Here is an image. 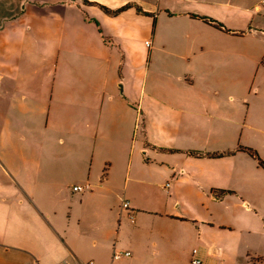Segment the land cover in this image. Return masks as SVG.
<instances>
[{
    "label": "crops",
    "instance_id": "crops-1",
    "mask_svg": "<svg viewBox=\"0 0 264 264\" xmlns=\"http://www.w3.org/2000/svg\"><path fill=\"white\" fill-rule=\"evenodd\" d=\"M152 1L0 0V264H264L261 216L245 229L216 206L258 161L228 92L256 57L209 43L261 1ZM56 134L83 148L36 145Z\"/></svg>",
    "mask_w": 264,
    "mask_h": 264
},
{
    "label": "rangeland",
    "instance_id": "rangeland-1",
    "mask_svg": "<svg viewBox=\"0 0 264 264\" xmlns=\"http://www.w3.org/2000/svg\"><path fill=\"white\" fill-rule=\"evenodd\" d=\"M260 1L261 11L259 12L253 9L256 12L253 23L247 28L239 30L238 36L225 35L209 42L210 44H241L244 51L249 48L256 57L253 62L244 60L241 63V68L235 79L238 82L237 84L240 83V87L236 90H229L228 92H232L236 96L233 104L238 109L240 108V119L246 118V125L239 145L253 149L263 161V165L255 160L252 162V159L250 160L249 157H246L248 163L244 169L238 171L237 177L233 181V187L230 188L231 193L216 199L219 200L216 202V206L221 212V215H226L229 219L237 216L244 217L248 219V221H245L248 222V226L245 229L252 227V230L255 228L253 227L255 217L258 220L260 215L262 223H264V0ZM152 3L156 6L158 1L153 0ZM252 3L254 4L253 7H255L258 0H252ZM231 76L232 74L229 73L227 79H230ZM42 122L40 121L39 124H34V122L33 125L20 124L18 126L20 137V141L17 144L18 150H25L31 144H35L30 139H33V131L36 134L39 133V135H42L44 132V127L41 125ZM2 128L4 126L0 123V132ZM36 139V145L39 147L56 150L57 152L64 148H83L80 141H74L72 145H69L70 142H64L66 140L64 139L63 141L62 136L60 139V136L57 134L52 135L47 140L42 138ZM64 143L67 144L65 145ZM5 148H8V145ZM89 150L88 152L91 151ZM80 159L85 160L84 158ZM75 160L70 161L69 159L66 164L68 170L71 168L75 170V166L79 167L81 165L80 161L75 162ZM84 162L87 166V170L84 171L86 173L89 164L86 160ZM206 163L208 164L205 167V174L207 173V168L211 167L209 166V161ZM206 176V180L217 182V184L224 183L223 176H217L215 172H213V175L207 173ZM70 180H72V177H68L67 179L69 182V184L67 183V191H69V194L73 192V184H70ZM156 194L160 196L161 192L156 191ZM73 198L77 199L76 196ZM241 201L243 202L242 206H240ZM253 215L254 217H252ZM261 245L264 248V244ZM249 261L251 263L254 262L251 258Z\"/></svg>",
    "mask_w": 264,
    "mask_h": 264
},
{
    "label": "built area",
    "instance_id": "built-area-1",
    "mask_svg": "<svg viewBox=\"0 0 264 264\" xmlns=\"http://www.w3.org/2000/svg\"><path fill=\"white\" fill-rule=\"evenodd\" d=\"M147 44H149V42H147ZM74 190H80V187L79 186H76L73 188ZM123 207H127L128 206V203L127 202H123ZM130 253L128 251H114L113 252V259H118L120 258L121 256H128ZM201 262L197 259H193L192 260V264H200ZM67 264V263H66ZM81 264H94L92 261H88V262H84V263H81Z\"/></svg>",
    "mask_w": 264,
    "mask_h": 264
},
{
    "label": "trees",
    "instance_id": "trees-1",
    "mask_svg": "<svg viewBox=\"0 0 264 264\" xmlns=\"http://www.w3.org/2000/svg\"><path fill=\"white\" fill-rule=\"evenodd\" d=\"M119 10H117V11H108L109 13H117ZM244 151H247V153H249L251 156H253L254 158H256L257 160H258V162L260 163V164H262L263 165V161L258 157V155L255 153V152H253L251 149H249V148H244L243 149ZM213 155H216V156H220V155H223V154H221V153H215V154H212V156Z\"/></svg>",
    "mask_w": 264,
    "mask_h": 264
}]
</instances>
